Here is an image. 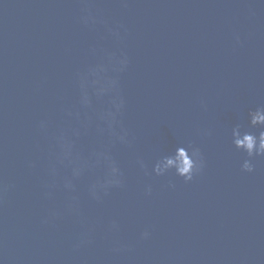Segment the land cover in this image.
<instances>
[{"label":"water","instance_id":"obj_1","mask_svg":"<svg viewBox=\"0 0 264 264\" xmlns=\"http://www.w3.org/2000/svg\"><path fill=\"white\" fill-rule=\"evenodd\" d=\"M93 5L128 29L122 88L134 146L116 151L126 186L98 204L81 180L79 216L42 223L68 196L43 195L49 146L35 125L45 116L61 122V104L74 99L73 73L99 32L78 22L80 0H0V264H264V157L242 171L244 156L229 139L232 124L247 126L248 110L264 105V0ZM181 141L198 144L205 158L191 182L145 177L132 162ZM113 219L119 231L108 232ZM88 225L91 242L74 248ZM145 228L151 235L142 240Z\"/></svg>","mask_w":264,"mask_h":264},{"label":"clouds","instance_id":"obj_2","mask_svg":"<svg viewBox=\"0 0 264 264\" xmlns=\"http://www.w3.org/2000/svg\"><path fill=\"white\" fill-rule=\"evenodd\" d=\"M81 15L78 22L85 28L99 32V39L89 45V59L73 73L74 99L61 104V122L54 123L47 116L36 122L38 135L48 141L49 152L46 161V179L43 182V195L51 198L54 190L62 189L68 196L63 209L52 208L42 223H50L64 213L79 216L78 184L86 179L87 197L96 203H102L113 189L126 186V174L118 158V148L132 149L134 137L124 123L126 97L122 88V76L127 72L130 57L124 46L127 27L119 21H109L93 11V0H80ZM111 41L106 45L103 41ZM236 43H240L239 34H234ZM247 126L236 122L229 129L230 143L244 156L240 168L244 172L254 171L253 161L264 157V105H257L247 112ZM200 135H208L200 130ZM88 138L87 146L83 141ZM133 164L145 177L175 176L185 183L191 182L205 167V158L201 147L192 142H178L174 148L147 161L136 154ZM35 161L29 160L28 166L35 167ZM168 187H175L170 180ZM4 185L0 183V195ZM145 195H151L152 185L145 183ZM120 225L113 219L106 225L108 232L119 231ZM93 226L88 225L73 245L79 248L91 242ZM145 228L139 238H150ZM124 245L117 243L114 251H120Z\"/></svg>","mask_w":264,"mask_h":264}]
</instances>
